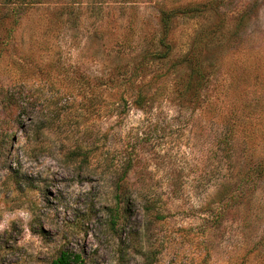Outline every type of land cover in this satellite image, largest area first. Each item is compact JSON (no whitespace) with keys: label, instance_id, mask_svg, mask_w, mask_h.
Masks as SVG:
<instances>
[{"label":"rangeland","instance_id":"1","mask_svg":"<svg viewBox=\"0 0 264 264\" xmlns=\"http://www.w3.org/2000/svg\"><path fill=\"white\" fill-rule=\"evenodd\" d=\"M25 1L0 0V264H264V0H166L202 11L159 61L158 0Z\"/></svg>","mask_w":264,"mask_h":264},{"label":"trees","instance_id":"2","mask_svg":"<svg viewBox=\"0 0 264 264\" xmlns=\"http://www.w3.org/2000/svg\"><path fill=\"white\" fill-rule=\"evenodd\" d=\"M21 2L24 0H20ZM32 1V0H26V2ZM158 11H159V23H160V29H161V37L158 39V42L160 44V49L153 50L150 52H147L148 55L152 59L156 60H162L166 57H168L169 53L171 52V45L167 42V33L169 30V23L172 20L174 16L183 15V14H193L196 15L198 12L202 11L200 8L190 6L187 3H179L177 6L172 8H167L166 0H158ZM187 59V58H186ZM190 63L192 59H187ZM188 89L190 88L192 82H194L193 89H194V95L196 96L198 94L197 90L203 85L205 82V72L203 71V67L201 63L196 64H190V69L188 70ZM129 82L131 80L129 79ZM147 97L139 93L137 97L134 100V104L140 108H144L146 105H152V103L147 104ZM124 176L120 177V180L123 179ZM113 199L116 201L115 210H111L109 216H110V223L112 225L116 224V220L119 218V210H118V203L122 202L126 206L127 198H122L119 196L118 193H115L113 196ZM82 262L79 254L73 253L69 250L63 249L60 250L58 255L52 259L51 264H77Z\"/></svg>","mask_w":264,"mask_h":264}]
</instances>
